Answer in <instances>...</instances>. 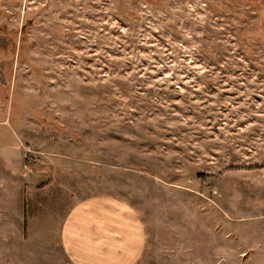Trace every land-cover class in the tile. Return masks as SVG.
<instances>
[{"label": "rangeland", "instance_id": "rangeland-1", "mask_svg": "<svg viewBox=\"0 0 264 264\" xmlns=\"http://www.w3.org/2000/svg\"><path fill=\"white\" fill-rule=\"evenodd\" d=\"M102 196L137 264H264V0H0V264Z\"/></svg>", "mask_w": 264, "mask_h": 264}, {"label": "crops", "instance_id": "crops-1", "mask_svg": "<svg viewBox=\"0 0 264 264\" xmlns=\"http://www.w3.org/2000/svg\"><path fill=\"white\" fill-rule=\"evenodd\" d=\"M145 230L126 203L109 196L72 207L62 227V246L72 264H137Z\"/></svg>", "mask_w": 264, "mask_h": 264}]
</instances>
